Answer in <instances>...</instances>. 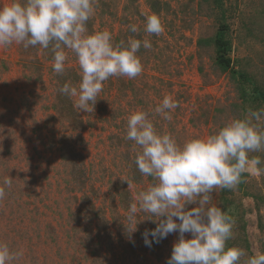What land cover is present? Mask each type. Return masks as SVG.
Segmentation results:
<instances>
[{"label": "rangeland", "instance_id": "374dc122", "mask_svg": "<svg viewBox=\"0 0 264 264\" xmlns=\"http://www.w3.org/2000/svg\"><path fill=\"white\" fill-rule=\"evenodd\" d=\"M100 1L108 5V11L104 14L101 12ZM150 1L155 0H97L92 16L93 33L107 30L112 35V41L122 31L126 32L128 39L141 35L142 40L147 39L151 42L152 48L148 49L151 54L153 51L156 53L162 51L166 60L165 67L154 62L149 54L141 60L143 72L148 75L147 80L151 85L155 84V77H163L169 84L171 83V86L165 85L159 92L148 90L147 95L152 101L149 113L156 114L155 107L164 97L171 96L179 104V110L176 108L171 111L174 126L179 131L183 129L190 139L196 136L206 138L209 136L211 126L193 127L190 124L191 117L199 115L198 110L201 105H205L206 99L212 104L217 100L227 102L237 99L240 96L237 80L243 81L242 78L234 80L232 74L216 69L213 58L215 53L211 44L203 46L199 56L197 41L199 38L213 39L219 25L216 20L218 16L212 18L198 12L200 4L205 6V0H156L168 4L170 8L160 17L164 31L157 36L144 30L147 17L153 15L149 6ZM11 2L12 0H0V7ZM225 5L227 9L225 22L230 28L229 37L233 47L230 56L234 67L249 75L250 82L245 83L247 87L255 82L264 89V0H225ZM130 24L136 25L139 31L132 33L128 27ZM66 53L68 55L66 63L81 72L75 54L69 49ZM19 54L18 44L0 47V186H4L3 181L6 178L12 179L11 187H6V195L0 200V242L6 243L12 251H22L23 255L11 264H39L38 255L46 254L49 248L50 253L57 252L59 247L52 243L47 246L46 239L43 240L46 225H55L64 235L68 229L67 209L76 205L68 199L71 194H68L66 179L69 178L64 173L60 153L49 143L52 127L45 126L48 123L40 99L45 92L34 81L35 79L33 81L25 79ZM44 65L46 84L51 79V70L50 63ZM200 67L204 69L206 80L200 73ZM249 87L251 90L254 89L252 86ZM135 101L132 96L122 100L124 110L127 107L130 115L131 111H142V107L135 106L137 103ZM110 102L106 100V103L99 105L106 109L104 120L97 121L96 118H91L84 133L86 143L77 146L85 155L88 167L92 171L91 175L93 178L96 177V186L105 192L110 175L107 174L104 179L101 171L110 168L111 173L115 176L118 174L113 169L117 153L111 148L108 136L117 125H121L120 120L115 121L111 118L114 108ZM246 108L250 113L264 108V105L259 101L250 102L246 104ZM90 111L87 112L90 114ZM84 112L82 111L88 117V113ZM130 115L126 114L125 117ZM252 122L258 124L260 130L264 131V118L260 121L252 118ZM166 125L165 122V128ZM55 129L60 131L59 126ZM249 155L250 158L258 156L264 161V150L251 152ZM244 175L241 182L231 188V195L216 197L215 206L225 210L223 203L227 199L232 209H239L236 215L230 216L236 224L238 215L241 214L240 221L245 230L243 225L234 224L233 227H236V235L247 238L255 256L257 253H264V174ZM148 187L147 182L131 184L134 199L140 191ZM100 203L97 201V205ZM126 214L128 212H125ZM126 226L134 230V226L129 223H125ZM112 229L115 233L120 231V227L116 225H112ZM143 230L138 223L136 230L131 232L137 246L144 243ZM169 236L171 242L166 256L172 255L173 245L178 241L179 233L174 232ZM191 238L190 233H185V239ZM125 240L128 242L126 237ZM61 244L68 246L67 248L72 251L76 246L75 243L65 241ZM147 257L153 262L149 254ZM140 258L139 256L131 260L129 257L126 264H141Z\"/></svg>", "mask_w": 264, "mask_h": 264}, {"label": "clouds", "instance_id": "9594fccd", "mask_svg": "<svg viewBox=\"0 0 264 264\" xmlns=\"http://www.w3.org/2000/svg\"><path fill=\"white\" fill-rule=\"evenodd\" d=\"M96 3L97 0H12L0 7V47L13 43L22 44L25 49L51 47L53 70L57 74L66 70L65 49L75 54L82 72L81 82L78 87L65 83L59 92L77 98L74 107L85 112L94 110L103 82L110 77L134 79L142 74L144 68L137 53L141 47L152 48L147 39L129 38L127 43L121 40L114 44L107 30L87 34V22L94 15ZM128 27L132 33L139 31L134 24ZM144 30L159 36L164 31L159 16L147 17ZM178 106L177 101L166 96L154 112L170 121L171 111ZM252 118H264V108L250 111L249 118L230 121L206 138L180 145L171 133H159L148 113L137 111L129 116L126 138L142 149L136 166L154 183L136 195L137 202L130 204L126 219L134 226L130 233L136 230L138 212L150 214L146 219L155 217L159 221L155 229H146L142 234L148 247L171 233H179L167 264H239L246 255L242 248L226 247L235 220L220 207L211 205V193L216 188H234L244 173L264 174V161L248 155L264 150V131ZM11 183L9 177L3 181L0 200ZM192 204L197 206L186 210ZM185 233L192 238L185 239ZM22 255V251H12L0 242V264H11ZM246 264H264V253L250 257Z\"/></svg>", "mask_w": 264, "mask_h": 264}, {"label": "trees", "instance_id": "16d2710c", "mask_svg": "<svg viewBox=\"0 0 264 264\" xmlns=\"http://www.w3.org/2000/svg\"><path fill=\"white\" fill-rule=\"evenodd\" d=\"M100 3L101 12L104 14L108 11V5L103 1H100ZM205 3V6L203 4L199 5L198 12L203 15L206 14V16H218L216 20L219 25L213 39H198L199 56L203 46H210L211 44L215 53L213 58L216 69L220 70L219 72L232 74L235 77L233 78L234 80L238 78H242L243 80L242 82L237 80L240 92V96L237 99L227 102L217 100L213 104L208 103L209 101L206 99L205 105H201L198 110L200 111L199 115L191 117L190 124L193 127L211 126L209 127V135H211L218 132L223 126L234 119L247 118L249 113L246 104L259 101L264 105V89L256 85L255 82H252L247 87L245 83L250 82L248 81L249 75L236 70L234 67L230 56L233 49L232 41L229 37L230 28L227 22H225L227 12L225 0H205ZM149 6L153 14L158 15L159 18L163 12H168L170 9L168 4H162L156 0L150 1ZM123 23L125 25V21ZM93 24L94 19L91 17L87 22V34L89 35L94 34ZM125 34L126 32H120L113 39V43L118 44L121 40L127 43L128 37ZM134 38L142 40L141 35H136ZM147 54L153 57L154 62L165 67L166 60L162 55V51H158V53L153 51L151 54L148 49L141 47L137 53L141 60H144L148 56ZM19 55L23 64L25 79L28 81L35 79L34 81L45 92V95H41L40 99L44 115H46V122L48 123L45 126L47 128L48 126L52 127V137H50L49 143L52 148H56L60 153L64 173L69 178L68 180L66 179L67 191L68 194H71V196H68V199L72 200L76 205L74 208L72 206L71 209H67L66 225L68 229L64 235L58 231L55 225H46L43 240L45 241L46 239L47 246H50L52 243L59 247H57V252L50 253L49 248L46 254L38 255L37 262L39 264H114L115 262L116 264H126L129 257L133 260L140 256L141 264H167V260L171 257L170 255L166 256L171 242L169 235L160 240L159 243L153 242L151 247L146 246L145 243L137 246L136 241L133 240L132 233H130L131 228L129 226L125 227V223H128L126 219L128 214L125 215V212H128L131 203L136 202L130 188L131 184H144L147 182L150 186L154 183V180L151 176L142 175L136 166L135 160L137 155L142 152V149L134 141L126 138L127 120L129 117L126 118L125 115H130V113L127 107L124 110L122 100L127 96H132V99L137 102L135 106L137 108L142 107V111L149 114V119L152 120L159 133H171L176 138L178 144L183 145L186 141L198 138V136L195 138L191 137L190 139L183 129L179 131L174 126L175 122L172 123L171 120H166L159 114L149 113L152 101L147 95L148 90L151 89L159 92L165 85L171 86V83L169 84V81L163 77H155V84L151 85L147 80L148 75L144 72L134 79L124 76L110 77L107 81L103 82V90L97 97L94 110H91L90 114L84 112L88 113V117H86L82 111L74 107L75 97L70 98L59 92V89L65 83L78 87L82 79V72L79 69L66 63V70L63 74L55 73L53 70L54 54L51 51V47L43 49L37 46L25 49L20 44ZM44 63H50L51 70V79L46 84L44 79ZM200 73L203 75L204 80H206V74L201 67ZM204 82L208 83L207 81ZM249 86H252L254 89L251 90ZM24 100L26 101L27 98ZM106 100H110V105L114 108L112 109L114 111L111 114V118L115 121L120 120L121 125H117L115 130L108 136L111 148L117 153L113 169L118 174L115 176L109 171L110 168H105L101 171L104 179L107 174L110 175L107 179L105 192L101 187L96 186V177L93 178L91 175L92 171L88 167L85 155L77 146L86 143L84 133L91 118H96L97 121L104 120V111L106 109L99 107V105L103 102L106 103ZM177 110H179L178 107ZM131 113L134 114L135 112L131 111ZM165 122L167 123L166 128ZM56 126H59L60 131L55 129ZM261 167H264V164ZM244 176L243 174L242 177ZM231 194V189H214L211 193V205L216 204L217 196H229ZM97 201L101 202L100 205H97ZM223 205L224 211L229 213V215H236L239 212V209L235 210L229 206L227 199L224 200ZM196 206V204L187 205L186 210H191V208ZM149 216L150 214L143 212L137 213V222L141 230L144 228L143 232L146 229H155L159 222L155 220V217L151 220L146 219ZM240 217L241 214L238 215V219L236 220L237 225H243ZM112 225L120 227V231L115 233ZM243 228L245 230L244 225ZM127 229H129V232ZM125 237L128 239V242H126ZM148 239L153 240L151 236ZM64 241L65 243H75L76 246L73 251L67 248L68 246L66 247V245L61 244ZM226 247H239L246 251V255L240 258L239 264H246L247 260L254 256L247 238L236 235V227H233L232 237L226 242ZM148 254L153 258V262L147 257ZM34 259L36 261L35 256Z\"/></svg>", "mask_w": 264, "mask_h": 264}]
</instances>
